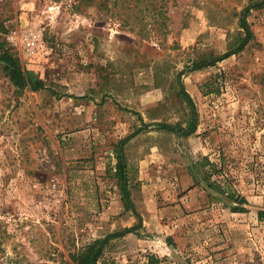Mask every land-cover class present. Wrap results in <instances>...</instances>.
<instances>
[{"label":"rangeland","instance_id":"obj_1","mask_svg":"<svg viewBox=\"0 0 264 264\" xmlns=\"http://www.w3.org/2000/svg\"><path fill=\"white\" fill-rule=\"evenodd\" d=\"M260 1L0 0V264H264V5L195 69Z\"/></svg>","mask_w":264,"mask_h":264},{"label":"trees","instance_id":"obj_2","mask_svg":"<svg viewBox=\"0 0 264 264\" xmlns=\"http://www.w3.org/2000/svg\"><path fill=\"white\" fill-rule=\"evenodd\" d=\"M264 5V0L257 2V3H252V5L246 6L242 12H241V17H240V26L244 30V37H242L241 41L232 50L227 51L225 54H222L219 57H214L211 60H202L196 63L195 69H200L206 66H210L224 58L229 57L232 54H235L237 52H240L243 50L246 45L250 42L252 36H253V31L252 28L248 22V14L251 10L252 7L255 6H263ZM0 59L4 61L7 65V67L10 69V77L11 79L15 82L17 86L20 88H25V87H30L33 90H38L40 88L44 87V84L40 78L37 77V75L34 73V71H24L19 63L17 58L9 51H3L0 55ZM183 86V85H182ZM183 88V87H182ZM182 93L184 94V97L191 103L192 108H193V118L188 121V126L185 128H182L183 132L185 134H191L195 131L196 129V111L194 107V102L188 92L185 91V89H182ZM166 128H169L171 130H176L175 127H171L169 125H164ZM131 138L130 136L125 137L120 141L119 147H118V157H119V162H118V167L117 168V174L122 180V189L124 193V198H125V207L127 209H131L135 212V205L134 202L131 198V190L128 188V183L125 178L126 175V158H125V152H124V144L126 141H128ZM206 163L212 166H215L214 163H212L208 157L205 158ZM201 162V161H200ZM205 165V163L203 164ZM212 186H216L217 188H220V185L217 183V181L211 183ZM222 190V189H221ZM228 196H230L233 199H237V195L231 191H227ZM242 202H246L245 198H241ZM139 216L140 214L137 213ZM129 231L133 230V228L127 229ZM112 236L108 235L105 238H100L96 239L93 242H91L84 250L80 251L78 254L74 256L75 261L78 264H98L100 258L103 255L105 245L107 244L109 238ZM148 264H154L153 262H149Z\"/></svg>","mask_w":264,"mask_h":264},{"label":"built area","instance_id":"obj_3","mask_svg":"<svg viewBox=\"0 0 264 264\" xmlns=\"http://www.w3.org/2000/svg\"><path fill=\"white\" fill-rule=\"evenodd\" d=\"M32 43H33V41H32L31 38L27 40V46L28 47H31L32 46Z\"/></svg>","mask_w":264,"mask_h":264}]
</instances>
